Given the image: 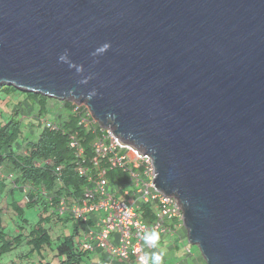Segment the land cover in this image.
<instances>
[{
    "label": "water",
    "instance_id": "water-1",
    "mask_svg": "<svg viewBox=\"0 0 264 264\" xmlns=\"http://www.w3.org/2000/svg\"><path fill=\"white\" fill-rule=\"evenodd\" d=\"M2 84L150 155L206 264H264V0H0Z\"/></svg>",
    "mask_w": 264,
    "mask_h": 264
},
{
    "label": "trees",
    "instance_id": "trees-1",
    "mask_svg": "<svg viewBox=\"0 0 264 264\" xmlns=\"http://www.w3.org/2000/svg\"><path fill=\"white\" fill-rule=\"evenodd\" d=\"M50 99L14 86L0 85V104L10 107V113L0 119V167L3 174L0 178V191L6 189L4 180L12 182L8 195L15 214L12 220L17 228L16 234L8 232L9 228L3 225L0 215V258L5 255L14 256L3 264H83L88 252L82 248L79 238L78 227H81L82 221L68 213L58 214L55 207L60 199L70 205L83 196L89 183L88 176L95 173L91 161L94 155L91 145L95 137L101 135V130L98 125L92 129L79 126L77 122L81 112L79 109L71 112L74 106L67 102L64 103L69 111L67 120L59 123L55 121L56 128L44 125L40 118L48 115ZM32 112H35L37 118L35 122L26 125L27 134L24 132L22 118L29 117ZM35 128L39 129L37 134L32 133ZM75 133L83 149L81 158L76 156L75 150L69 145V138ZM77 163L87 170L86 175L78 173ZM58 166L61 167L59 179L54 174ZM107 178L110 186H113L117 183L125 184L128 175L119 169H111ZM24 188L28 189L25 193ZM16 190L21 194L20 199L14 197ZM22 200L25 203L20 205ZM35 205L40 209L39 218L29 227L23 207ZM148 209L149 206L145 204L139 208L142 215L150 220ZM50 221L54 225L58 222H73L71 232L53 239L45 227V222ZM22 247L26 251L16 255L15 251Z\"/></svg>",
    "mask_w": 264,
    "mask_h": 264
},
{
    "label": "built area",
    "instance_id": "built-area-1",
    "mask_svg": "<svg viewBox=\"0 0 264 264\" xmlns=\"http://www.w3.org/2000/svg\"><path fill=\"white\" fill-rule=\"evenodd\" d=\"M78 109L81 112L77 122L79 126L86 129L96 126L92 123L93 115L87 105L86 109ZM40 121L56 128V123L45 117L40 118ZM100 130L101 135H97L91 145L94 154L91 161L95 173L88 176L89 183L83 196L70 205L60 199L55 210L58 214L68 213L82 221L84 230H81V246L84 250H102L110 257L141 264L140 258L145 257L141 249L142 235L151 229L162 234L171 231L165 225L167 221L184 227L182 207L174 195L155 189L150 155L120 139L111 128L102 127ZM69 139V145L75 150L76 156L81 158L83 149L78 135L72 134ZM76 167L80 175L87 174L82 165L77 163ZM111 169L127 173L129 185L117 183L110 186L107 173ZM60 173L61 167L58 166L54 173L57 179ZM1 177L3 174L0 167ZM143 204L149 206L147 215L150 220L139 210ZM145 259L147 264H151L147 257Z\"/></svg>",
    "mask_w": 264,
    "mask_h": 264
},
{
    "label": "rangeland",
    "instance_id": "rangeland-1",
    "mask_svg": "<svg viewBox=\"0 0 264 264\" xmlns=\"http://www.w3.org/2000/svg\"><path fill=\"white\" fill-rule=\"evenodd\" d=\"M19 99H22V97H20ZM67 102V103H70L72 106H74V110H72L71 112L74 113V111L78 108L80 109H86V105L84 103H78V102H75V101H72V100H60V99H56V98H52L49 100V113L48 115H46L45 118H48L47 120H50V121H53V122H63V121H66L67 120V117H68V109L64 106V103ZM32 103V102H31ZM11 105H12V102H11ZM8 113H10V107H6V106H2L0 104V119H3V117H5L6 115H8ZM28 115V113H27ZM30 116L29 117H23V124L25 125V133H27V129L28 127L26 126L29 123H32V122H35L36 120V114L35 112H32L31 114H29ZM93 125H98L99 128H102L98 121L93 117ZM34 124V123H33ZM39 132V129L38 128H35L34 129V134H37ZM28 134V133H27ZM5 182V185H6V189L5 191H0V215L2 216V222H3V225H7L8 226V232H13V233H17V228L16 226L14 225L13 223V220H12V217L15 215L12 208H11V205H10V200H11V197L8 195V190H9V187H11L12 185V182L9 181V180H4ZM124 183L126 184V186H128L129 182L126 178V180H124ZM25 193V191H24ZM14 197L15 199L21 197V194L19 192H17V190L15 191L14 193ZM123 198H127V196H124ZM23 203H25V200H22L20 202V205H23ZM39 207L37 205L35 206H32V207H23V214L25 217L28 218L29 220V227L36 223L38 218H39ZM17 220V218H16ZM73 222L71 221H68L66 222L65 224L61 223V222H58L56 225H54L52 223V221L50 222H45V227L48 228V231L50 233V235L52 236L53 239H56L57 236L61 235V234H66L68 233L69 231L71 232V226H72ZM168 244L165 243L164 246L166 247ZM180 246H181V243H180ZM190 248L192 250H197L199 251L198 247L196 245H192L190 244ZM188 250V249H187ZM23 251H26V248L24 249V247H22L21 249H17L15 251V254L16 255H21L23 254L22 252ZM12 257L14 256H11V255H5L3 257L0 258V262L3 264L5 263L6 261L10 260ZM204 264H206L204 262Z\"/></svg>",
    "mask_w": 264,
    "mask_h": 264
},
{
    "label": "crops",
    "instance_id": "crops-1",
    "mask_svg": "<svg viewBox=\"0 0 264 264\" xmlns=\"http://www.w3.org/2000/svg\"><path fill=\"white\" fill-rule=\"evenodd\" d=\"M120 196V194H119ZM171 231H167L165 234L159 233V240L155 248L147 245L144 240L141 243L142 254L152 264L151 254L153 252H159L162 254L163 259L161 264H204V259L200 251L192 250L190 244L187 241L186 231L184 227H178L176 223L165 224ZM81 230H84L82 226L78 227L79 238L81 239ZM168 245L165 247L164 244ZM181 243V246H180ZM188 249V250H187ZM132 261H136L133 259ZM83 264H137L136 262H126L119 258H113L108 256L102 250L88 251L83 260Z\"/></svg>",
    "mask_w": 264,
    "mask_h": 264
},
{
    "label": "clouds",
    "instance_id": "clouds-1",
    "mask_svg": "<svg viewBox=\"0 0 264 264\" xmlns=\"http://www.w3.org/2000/svg\"><path fill=\"white\" fill-rule=\"evenodd\" d=\"M110 48H111V43L105 42L102 45H100L93 53H91V55L93 57H97L99 55L104 54ZM58 60L60 62L67 63L70 68H75L78 74L83 73L84 71L83 65H76L69 59L68 50H65L64 53L58 57ZM90 79H92V76L84 77L82 80L79 81V83L86 84ZM95 94H96L95 90L89 93L90 97ZM142 239L147 245H149L152 248H155L159 240V233L155 229H151L149 231H146L142 235ZM162 259H163V256L159 252H153L151 254L152 264H161ZM140 261H141V264H147V260L145 259V257H141Z\"/></svg>",
    "mask_w": 264,
    "mask_h": 264
}]
</instances>
